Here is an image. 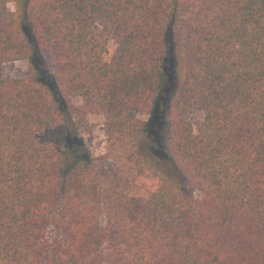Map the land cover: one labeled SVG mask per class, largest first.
I'll list each match as a JSON object with an SVG mask.
<instances>
[{"label":"trees","instance_id":"16d2710c","mask_svg":"<svg viewBox=\"0 0 264 264\" xmlns=\"http://www.w3.org/2000/svg\"><path fill=\"white\" fill-rule=\"evenodd\" d=\"M168 56L159 158L134 111L156 110ZM74 99L104 120L110 175ZM0 264H264V0H0Z\"/></svg>","mask_w":264,"mask_h":264},{"label":"rangeland","instance_id":"374dc122","mask_svg":"<svg viewBox=\"0 0 264 264\" xmlns=\"http://www.w3.org/2000/svg\"><path fill=\"white\" fill-rule=\"evenodd\" d=\"M7 7L10 11H15L14 3H8ZM127 14L128 8L123 7L117 25L111 35V39L103 55V60L105 62H109L114 54V51L116 49V43L122 32ZM103 21L104 19L102 15H97L93 19L91 31L88 37V40L90 42H96L98 40L99 34L102 30ZM40 62L41 64H47L52 71L56 70L54 57L48 52L41 51V56L37 60L38 66ZM173 63L174 62L172 58L168 56L165 64V79L161 88L159 101L157 103V107L154 113L149 115L140 110L134 111L135 117L148 123L146 147L147 152L149 153H152L154 151L156 141H158L162 136H164V130L166 129L164 126L168 124L165 123L166 125H164L162 123V126L160 125L161 122H164L163 116L166 114L169 100L172 96L175 85V71H173ZM28 69L29 62L27 60H17L5 64L3 66V74L8 79L22 78L27 75ZM73 105L74 107H76L75 109L77 110V123L79 125L82 137L84 138V141L87 145V148L89 149L90 154L92 155V158L95 160V163L98 166L99 172L104 175H110L112 172H114L115 165L113 161L104 159L107 154V138L103 118L101 116L92 115L83 111L81 106L82 102L79 99H74ZM156 148H158V146H156ZM153 153L160 155L159 152ZM160 157L161 155L159 156V158Z\"/></svg>","mask_w":264,"mask_h":264}]
</instances>
